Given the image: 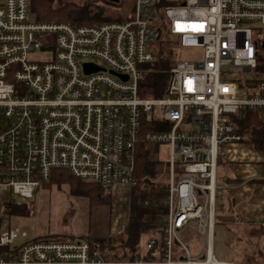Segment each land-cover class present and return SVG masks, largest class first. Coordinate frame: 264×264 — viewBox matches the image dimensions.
Listing matches in <instances>:
<instances>
[{
    "label": "built area",
    "instance_id": "1",
    "mask_svg": "<svg viewBox=\"0 0 264 264\" xmlns=\"http://www.w3.org/2000/svg\"><path fill=\"white\" fill-rule=\"evenodd\" d=\"M254 23L264 28V0H136L133 17L88 26L36 22L30 0H0V190L33 199L63 170L116 195L138 185L145 146H168L170 161L162 237L142 257L82 239L19 246L0 223V264H238L213 250L217 169L221 149L242 143L236 117L264 113ZM162 47L203 57L173 63L165 98H142ZM191 223L206 240L200 257L179 236Z\"/></svg>",
    "mask_w": 264,
    "mask_h": 264
},
{
    "label": "rangeland",
    "instance_id": "2",
    "mask_svg": "<svg viewBox=\"0 0 264 264\" xmlns=\"http://www.w3.org/2000/svg\"><path fill=\"white\" fill-rule=\"evenodd\" d=\"M60 1L61 4L83 5L87 3V0ZM92 1H95L93 3L95 11L105 19V22H117L129 19L134 15L136 0H121L118 4L106 0ZM250 27L254 39L260 43V57H263L264 28L256 23L251 24ZM165 54L162 47L160 55L165 56ZM176 55L177 57L170 58L173 63L177 61L192 62L203 57L201 50L190 49H180L175 52ZM166 56L169 55L166 54ZM46 57L43 56V58ZM257 73L264 75V60L259 59ZM144 148L143 153H147L153 162H157L158 180L167 184L170 176L169 147L147 145ZM228 193L229 191L218 180L216 205L218 218H223L226 215L225 209L230 196ZM114 196L115 199L111 206H99L91 205L85 196L71 193L68 186L40 187L35 191L33 199L23 198L10 190H0V223L2 226L6 224L7 228L19 232L20 239L17 242L19 246L34 241L56 242L82 239L89 241L94 247L99 248L103 253H109L114 258L124 259L131 255L142 257L147 242L152 239H149L148 235L143 236L141 242L134 249L124 247L129 225L130 190L122 188ZM17 207L23 212L16 213ZM23 234H26V237H23ZM159 236L161 238L162 233ZM179 236L194 257H200L205 253L206 240L196 230L194 223H191ZM233 237L234 235L223 225L217 227L214 235V251L217 259L223 260L225 255L233 256V247L235 248ZM240 242L239 239H236L235 244L242 251ZM250 242V248H256L253 241L250 240ZM175 250L176 254L173 259L177 260L179 259L178 254L181 255V253L178 252L177 247Z\"/></svg>",
    "mask_w": 264,
    "mask_h": 264
},
{
    "label": "trees",
    "instance_id": "3",
    "mask_svg": "<svg viewBox=\"0 0 264 264\" xmlns=\"http://www.w3.org/2000/svg\"><path fill=\"white\" fill-rule=\"evenodd\" d=\"M94 2L87 0V3L77 5L61 4L60 0H30V15L36 22L96 25L105 22V19L95 11ZM175 45L177 46L176 43ZM177 50L178 47L174 49L175 52ZM172 65V60L163 55H160L156 62L147 65L149 75L141 85L142 98L162 99L167 96ZM236 121L242 142L252 145L257 152L264 155V114L242 113L236 117ZM167 129H170V126H167ZM135 176L138 185L130 192L129 225L124 241V247L129 249H134L145 235H148L149 239L161 235L167 214L165 206L167 184L158 180L157 162H153L145 152H141L138 157ZM147 180L150 184L146 182ZM54 185L68 186L71 193L85 196L91 205L111 206L115 199L111 192L104 190L100 185L84 182L63 170L54 171L42 187L49 188ZM15 210L16 213L23 212L19 207ZM256 236L264 238V227L259 229ZM136 257L141 256L131 255L130 258Z\"/></svg>",
    "mask_w": 264,
    "mask_h": 264
},
{
    "label": "crops",
    "instance_id": "4",
    "mask_svg": "<svg viewBox=\"0 0 264 264\" xmlns=\"http://www.w3.org/2000/svg\"><path fill=\"white\" fill-rule=\"evenodd\" d=\"M219 156L217 191L219 180L220 184L229 191L228 195L230 196L224 219L218 218L216 214L215 232L218 226L223 225L234 235L233 245L236 248L233 247V256L225 255L221 261L238 264H255L256 262H258L256 264H264V238L256 236L259 229L264 227V155L257 152L252 145L242 142L224 147ZM169 184L170 176L167 190ZM129 190L131 192L132 189ZM236 239L241 241L242 251L236 247ZM250 240L253 241L256 248H250Z\"/></svg>",
    "mask_w": 264,
    "mask_h": 264
},
{
    "label": "water",
    "instance_id": "5",
    "mask_svg": "<svg viewBox=\"0 0 264 264\" xmlns=\"http://www.w3.org/2000/svg\"><path fill=\"white\" fill-rule=\"evenodd\" d=\"M106 1H108L110 3L118 4V3H120L121 0H106ZM100 70L101 69L98 68V67H96V66L89 65V64L85 65V71H86V73L97 72V71H100ZM123 78L127 80V77H123ZM146 182L150 184V181L149 180H147Z\"/></svg>",
    "mask_w": 264,
    "mask_h": 264
}]
</instances>
